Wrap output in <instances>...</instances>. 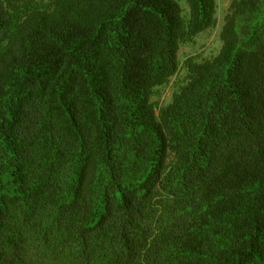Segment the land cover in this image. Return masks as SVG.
Masks as SVG:
<instances>
[{"label": "trees", "instance_id": "16d2710c", "mask_svg": "<svg viewBox=\"0 0 264 264\" xmlns=\"http://www.w3.org/2000/svg\"><path fill=\"white\" fill-rule=\"evenodd\" d=\"M186 3L0 0V264H264V0Z\"/></svg>", "mask_w": 264, "mask_h": 264}, {"label": "rangeland", "instance_id": "374dc122", "mask_svg": "<svg viewBox=\"0 0 264 264\" xmlns=\"http://www.w3.org/2000/svg\"><path fill=\"white\" fill-rule=\"evenodd\" d=\"M183 8L184 14L188 12L186 0H177ZM217 1V22L214 27L197 34L190 42L184 43L178 50V57L180 64L188 57H194L196 60H203L216 54L221 47V40L219 37L220 28L222 25V17L230 0H216ZM185 71L180 69L177 75L173 76L169 83L158 89L157 95L153 100L158 101L161 105L166 104L172 93L177 87L183 83Z\"/></svg>", "mask_w": 264, "mask_h": 264}]
</instances>
